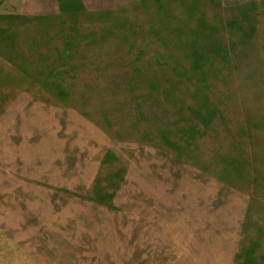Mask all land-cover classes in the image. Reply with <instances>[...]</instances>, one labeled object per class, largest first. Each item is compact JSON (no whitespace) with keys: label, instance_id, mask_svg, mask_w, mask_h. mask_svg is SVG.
Instances as JSON below:
<instances>
[{"label":"rangeland","instance_id":"1","mask_svg":"<svg viewBox=\"0 0 264 264\" xmlns=\"http://www.w3.org/2000/svg\"><path fill=\"white\" fill-rule=\"evenodd\" d=\"M49 2L0 18L52 120L0 160V264H264V0Z\"/></svg>","mask_w":264,"mask_h":264},{"label":"crops","instance_id":"2","mask_svg":"<svg viewBox=\"0 0 264 264\" xmlns=\"http://www.w3.org/2000/svg\"><path fill=\"white\" fill-rule=\"evenodd\" d=\"M52 9L49 0H0V18L39 16L51 13ZM45 92L43 88L21 76L18 70L0 56V160L12 157V170L16 167L26 169L36 165L49 150V144L46 142L39 146V143L45 140L44 138L51 140V137L48 138L52 131L51 96L46 95ZM43 104H47V107ZM45 108L49 109V115L36 116L37 109ZM46 116L47 121H43ZM37 124H44L43 130H47V137L45 134L36 132V128L42 129V126L37 127ZM49 155L50 153H47V156ZM4 163L6 162L2 165L0 163V166L3 167ZM36 181L40 183L39 188L42 189L43 183L49 180L45 181L42 176ZM41 199L45 203L44 194ZM38 236L42 238L45 234L39 233Z\"/></svg>","mask_w":264,"mask_h":264}]
</instances>
